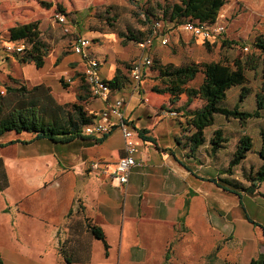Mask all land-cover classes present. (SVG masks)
<instances>
[{"label": "crops", "instance_id": "1", "mask_svg": "<svg viewBox=\"0 0 264 264\" xmlns=\"http://www.w3.org/2000/svg\"><path fill=\"white\" fill-rule=\"evenodd\" d=\"M226 1L217 17L222 16ZM155 41L160 44L159 39ZM89 51L101 59V76L112 78L116 63L102 59L92 46ZM14 56V68L0 72V91L4 90L8 76H12L27 85L45 82L60 103L76 100L84 70L81 56H52L48 52L39 68L33 62L20 63ZM66 77L70 82L63 80ZM126 89L131 90L128 84L112 90V97L124 98L122 111L133 128L136 143L137 164L125 183L120 184L111 176L115 162L124 154L118 126L99 143L94 139L98 135L76 137L68 142L35 138L25 131H9L0 136L1 168L7 179L0 191L3 264H68L57 250L58 232L69 209L72 207L73 214H77L79 205L83 208L81 214L103 229L107 248L101 240L91 237L88 259L85 253L83 261L74 264H249L252 258L264 255V181L255 191H244L225 181L234 178L245 182L237 165L232 175L223 170L239 137L245 133L244 126L234 119L225 120L224 125L208 126L204 129V144L189 153L185 145L188 131L182 130L185 116L182 114V121L173 117L175 128L163 141L165 134H157L156 127L170 112H178L159 111L154 102L163 96L149 97L141 90L138 97H145L138 105L144 108L134 117V104L127 103V98L135 93L127 94ZM255 91L246 98L254 97ZM104 107L105 103L98 98L86 99L90 114L96 116ZM143 118H147L144 123ZM111 120L118 123L115 116ZM231 123L240 130H235L238 136L233 150L227 151L232 134H226L223 127L232 129ZM216 128L222 129L227 141L212 151L210 138ZM139 129H147L143 135L154 137L156 143L140 137ZM10 140L14 142L7 144ZM257 142L256 148L253 144L255 151L260 146L259 137ZM91 161H98L99 169H90ZM240 168L243 170L244 166Z\"/></svg>", "mask_w": 264, "mask_h": 264}, {"label": "trees", "instance_id": "2", "mask_svg": "<svg viewBox=\"0 0 264 264\" xmlns=\"http://www.w3.org/2000/svg\"><path fill=\"white\" fill-rule=\"evenodd\" d=\"M224 3L225 0H178L167 4L162 13L165 20L175 25H180L187 20L211 24L215 22ZM145 13V20L150 21V15ZM154 22H152V28ZM150 32L152 33V31ZM117 33L123 37L124 41L141 42L146 39L132 32L130 34L120 31ZM40 34L38 20L17 23L8 28L9 41L23 40L28 46L24 53L15 55L19 62H33L37 68L43 66L44 56L48 54L49 47L42 40ZM251 46L250 53L243 56L238 55L233 58L232 62L228 60L203 61L175 65L172 63L163 64L159 60H155L157 65L154 66V69L158 73L157 77L161 80L162 86H155L153 91L167 94L171 103L185 95L184 102L176 110L171 111H183L186 120L182 130L188 131L185 135V145L189 147V153H194L199 146L204 144V129L214 124L217 114L222 115L225 119H234L243 126L249 119L264 116V31L253 36ZM130 67L131 64L124 70L120 65H117L112 78L105 79L107 86L111 90H118L129 84ZM258 69L260 82L254 93L255 108L240 109L239 102L251 93V88L246 85V71L258 72ZM199 73L202 76L201 81L197 85H189V82L193 81ZM63 85L67 86L64 83ZM232 87L240 88L239 102L230 107L226 104V97L228 90ZM89 96H91L90 90L82 75L80 84L77 86L76 100L67 103L58 102L51 87L45 82L27 85L18 78L8 76L4 92H0V136L9 131L17 133L25 131L33 133L35 138L43 137L60 142H68L76 137L94 138L82 133L83 126L92 123L95 117L86 108V99ZM195 100L201 101V103L190 107ZM138 131L140 137L156 143L154 137L143 135V132L148 131L147 129ZM106 136L107 134L94 138L95 142H102ZM259 138L260 146L256 150L260 159L259 165L255 168L250 166L249 169L242 170L241 175L245 182L228 178L225 180L228 185L253 192L264 181V127L259 130ZM177 140L180 138L177 137ZM226 141L227 138L223 135L222 129H214L210 138L211 150L215 151L223 147ZM13 142L14 140H10L6 143ZM253 144V139L249 134H242L235 145L227 168L223 169L224 172L232 175L233 167L253 150ZM6 184V174L1 168L0 161V191ZM73 213L74 209L71 207L66 218ZM75 213L82 215V220L77 224H79L80 231H86L87 237L85 240L67 238L58 242V253L68 264L82 260L85 253L88 259L89 238L91 237L101 240L105 249L107 248L103 229L81 214L83 213L81 205L76 208ZM165 258H168V254ZM0 264H3L1 258ZM249 264H264V255L259 254L252 258Z\"/></svg>", "mask_w": 264, "mask_h": 264}, {"label": "rangeland", "instance_id": "3", "mask_svg": "<svg viewBox=\"0 0 264 264\" xmlns=\"http://www.w3.org/2000/svg\"><path fill=\"white\" fill-rule=\"evenodd\" d=\"M178 0H0V72L14 68L12 55L4 50V45L9 42L8 28L17 23H24L38 20L42 40L49 47V54L65 55L73 53L71 44L78 34H84L91 38V46L97 54L105 60L120 65L126 70V66L141 55H147L152 59V65L149 67L147 74L143 75V85L141 90L145 95L163 96L160 100L155 101V107L159 111L176 110L184 100L182 95L174 103L169 101L167 94L153 93L155 86H162L161 80L157 79V72L154 66L157 65L155 60L163 64L172 63L180 65L189 62L203 61H230L238 55H245L252 51L251 41L253 36L264 31V0H246L237 1L227 0L222 16L217 17V22L225 26V31L219 35H214L211 41H204L201 38H194L190 33L183 30L180 25H175L164 19L162 10L167 4ZM145 12L150 15V21L145 20ZM64 14L66 23H60L58 16ZM219 14V13H218ZM160 20L161 27L159 33L167 38V43L160 45L157 41L151 45L142 48L139 42L134 40L124 41L117 32L130 34L131 32L145 39L148 38L152 31V22ZM226 41V43H224ZM248 47L245 51L243 47ZM15 57V56H14ZM18 61V59L15 57ZM19 62V61H18ZM21 63V62H20ZM247 83L253 93L259 86L260 73L252 70L246 71ZM201 74L189 82V85H197L201 81ZM64 80V79H63ZM129 85V84H128ZM239 87H232L227 92L226 104L230 107L239 102ZM130 94L131 90H125ZM139 94H134L138 97ZM145 95L127 98V103L134 104L132 112L134 117L140 114L144 108L139 104V100L144 99ZM201 101H194L191 106L200 104ZM240 109L251 110L255 108V98L249 96L239 102ZM178 113H169L162 118L156 127V133L165 134L161 139L166 141L169 138L168 133L175 128L173 117L184 120L182 110ZM222 115L217 114L215 117V126L224 125L226 122ZM143 118L142 122H146ZM223 127L226 134L229 132L232 139L228 141L226 150L232 151L234 141L236 140L235 130L240 128L233 123ZM264 127V116L261 118H252L244 123L246 134H249L256 148L259 137V130ZM213 128L211 127V130ZM240 165L245 170L250 166L257 167L260 159L255 150ZM229 156V155H228ZM240 165L236 166L239 174L242 173ZM80 214H72L65 219L61 232H58L59 241L70 239H86L87 233L80 231L78 221L82 220Z\"/></svg>", "mask_w": 264, "mask_h": 264}, {"label": "built area", "instance_id": "4", "mask_svg": "<svg viewBox=\"0 0 264 264\" xmlns=\"http://www.w3.org/2000/svg\"><path fill=\"white\" fill-rule=\"evenodd\" d=\"M58 21L60 23H66L65 15H59ZM160 27L161 21H155L152 33L144 41L139 42L138 45L145 48L151 45L154 39H159L161 45L166 44V36L158 32ZM180 27L189 32L192 36L201 38V40L204 41H208L214 35H219L225 31V26L217 22L207 24L196 20H187L180 24ZM91 43L92 40L89 36L78 34L71 44V51L82 58L84 70L81 75L88 84L91 96L104 102L105 107L96 112V116L92 123L83 126L82 133L101 137L108 134L115 126L120 128L123 137L124 154L115 162L111 176L112 179L122 184L127 181L130 170L137 164L134 157L136 151V143L133 140L134 132L127 119L124 118V113L122 111L124 98L122 96L112 97V90L107 86L105 79L100 74L101 59L92 55L89 51ZM27 48L28 46L23 40L9 41L4 45V50L13 55H20L24 53ZM243 49L247 51L248 47L244 46ZM151 64L152 59L147 55H141L131 63L128 76L130 80L129 87L132 93L140 95L143 75ZM64 81L70 82V79L66 77ZM0 92L3 93L4 90ZM111 116H115L118 123L115 124L111 120ZM88 166L90 169H99V162L91 161Z\"/></svg>", "mask_w": 264, "mask_h": 264}]
</instances>
